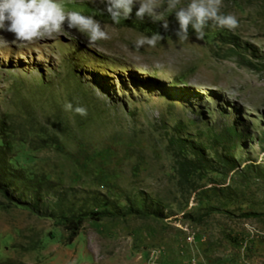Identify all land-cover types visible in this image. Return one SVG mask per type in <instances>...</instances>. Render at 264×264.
Here are the masks:
<instances>
[{"label": "rangeland", "instance_id": "rangeland-1", "mask_svg": "<svg viewBox=\"0 0 264 264\" xmlns=\"http://www.w3.org/2000/svg\"><path fill=\"white\" fill-rule=\"evenodd\" d=\"M62 3L111 39L68 29L20 45L0 30V264H264V0H223L239 27L209 23L203 40L179 41L165 12L173 34L139 50L163 21ZM35 186L49 204L52 186L74 209L95 192L135 213L83 217L71 238L19 203Z\"/></svg>", "mask_w": 264, "mask_h": 264}, {"label": "clouds", "instance_id": "clouds-1", "mask_svg": "<svg viewBox=\"0 0 264 264\" xmlns=\"http://www.w3.org/2000/svg\"><path fill=\"white\" fill-rule=\"evenodd\" d=\"M99 3L106 6L113 24H119L122 18L127 19L136 8L138 18L148 16L153 21H163L167 29L169 25L165 12L175 13L179 24L176 34L181 42L189 39L190 28L195 31L198 40H203L204 30L209 23L229 31L239 27L236 16L221 11L223 0H189L184 6H181V0H99ZM68 29L83 34L90 47L99 41L111 39L107 26L93 15L67 10L62 0H0V30L12 33L20 45L65 34ZM162 39L159 32L150 36L141 35L135 40L134 46L137 50L145 46L155 48ZM154 66L162 67L159 62ZM64 107L66 111L74 110L80 116H87V109L83 106L73 108L71 103H67Z\"/></svg>", "mask_w": 264, "mask_h": 264}, {"label": "trees", "instance_id": "trees-1", "mask_svg": "<svg viewBox=\"0 0 264 264\" xmlns=\"http://www.w3.org/2000/svg\"><path fill=\"white\" fill-rule=\"evenodd\" d=\"M152 29L156 32L169 35L173 34L174 31L171 27L165 29L164 27H159L155 24L152 26ZM184 159L190 165L192 171L199 169L197 162L201 160H194V158H188L187 156L184 157ZM181 168L184 167L181 166ZM187 174L188 172L183 175ZM49 189L57 198V201L54 202V204H49L48 201H43L41 190L38 186L33 187V193L30 200H24L22 202H19L20 200H18V202L38 213H42V215L60 217L70 231L71 238L77 235L83 217L101 220L104 217H114L117 215L125 216L135 213L131 206H127L126 208H120L119 206L113 207L109 200L100 198V194L95 192H93L92 196H89V201L91 203L89 208H85L84 210L74 209V206H66L65 204V202L68 201L67 194L59 192L52 186H49Z\"/></svg>", "mask_w": 264, "mask_h": 264}]
</instances>
